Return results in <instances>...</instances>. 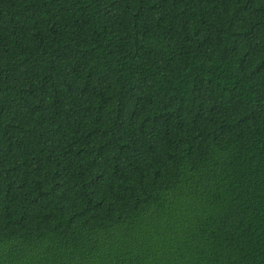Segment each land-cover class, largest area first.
Segmentation results:
<instances>
[{
    "label": "trees",
    "instance_id": "obj_1",
    "mask_svg": "<svg viewBox=\"0 0 264 264\" xmlns=\"http://www.w3.org/2000/svg\"><path fill=\"white\" fill-rule=\"evenodd\" d=\"M0 264H264V0H0Z\"/></svg>",
    "mask_w": 264,
    "mask_h": 264
}]
</instances>
